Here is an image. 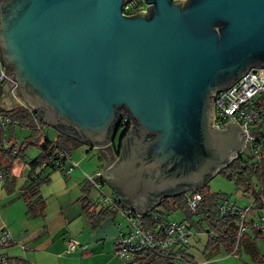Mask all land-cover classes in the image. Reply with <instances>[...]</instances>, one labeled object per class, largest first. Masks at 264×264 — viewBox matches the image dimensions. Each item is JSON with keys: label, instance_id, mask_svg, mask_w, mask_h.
Instances as JSON below:
<instances>
[{"label": "water", "instance_id": "95a60500", "mask_svg": "<svg viewBox=\"0 0 264 264\" xmlns=\"http://www.w3.org/2000/svg\"><path fill=\"white\" fill-rule=\"evenodd\" d=\"M142 1L126 15L127 0H0L6 92L100 147L103 176L139 215L239 154L238 125L213 128L212 94L264 69V0Z\"/></svg>", "mask_w": 264, "mask_h": 264}, {"label": "crops", "instance_id": "0c3cea01", "mask_svg": "<svg viewBox=\"0 0 264 264\" xmlns=\"http://www.w3.org/2000/svg\"><path fill=\"white\" fill-rule=\"evenodd\" d=\"M6 89L2 103L9 110L13 104L20 102L12 94L9 95ZM44 124L46 126L42 129L38 144L24 151L27 162L39 155V145L44 139L53 143L59 131H63ZM29 131V128L14 127L11 140L16 149L29 136ZM4 134L6 136V129ZM73 137L76 138L74 135ZM78 140L81 145L70 153L67 161L70 170L67 173L59 168L51 169L45 166L43 171L40 168L35 169L31 176L28 165L17 159L13 162L11 170L14 177L13 186L7 189L3 179L0 182V231H6L10 235V239L0 243V257L4 258L6 264H128L133 260L134 255L128 260H123L115 252V239L121 233H126L128 227L120 214L101 204L102 194L117 200L121 207L135 210L124 202L123 197L103 176L104 159L96 149L100 147H93ZM108 145L116 157L109 164L112 166L120 154L117 133L115 139ZM97 172L100 176L94 177ZM36 174L47 179L35 186L33 194L27 185ZM89 178L94 181H89ZM83 197L86 203L82 202ZM162 197L158 199V203ZM84 205L87 207L92 205L95 212L104 209L108 213H103L105 215H102L97 224L91 226ZM152 208L144 214L150 212ZM158 217L160 221L185 223L190 229L192 234L184 248L187 260L201 264H252L251 258L243 248L236 249L239 244L230 252L225 251L222 246L208 248L209 235H204V230L196 228L193 230L186 216L182 220L177 218L166 220L164 213L161 212ZM249 232L251 231L246 233ZM69 240H75L78 244L73 251L65 252V243ZM241 254L248 257L241 260Z\"/></svg>", "mask_w": 264, "mask_h": 264}, {"label": "trees", "instance_id": "16d2710c", "mask_svg": "<svg viewBox=\"0 0 264 264\" xmlns=\"http://www.w3.org/2000/svg\"><path fill=\"white\" fill-rule=\"evenodd\" d=\"M135 13L136 12L134 11L133 13L131 9L129 12H124L126 15ZM5 89L6 87L0 83V118L7 119L6 123L0 122V173L4 181V186L8 189L9 186H13L14 184V177L11 174V170L13 162L17 159L28 165L30 169L29 175L31 174V176L37 168H40L41 171L46 167H50L51 169L59 168L64 172L56 164V161H59L66 168L68 167V160H64L63 157L58 156L57 149L64 151L70 156V153L80 146L81 142L70 133L59 131L60 133L55 142L52 143L44 139L42 144L39 145V155L27 162L24 157V151L26 148L38 144L42 136V129L46 125L40 120L39 116L20 103L13 104L9 110L6 109L2 103ZM15 126L29 128L30 130L29 136L22 141L17 149L11 140ZM5 129L6 136L4 134ZM123 136L124 133L118 138V147L120 146V140ZM6 143L7 145H5ZM40 166L44 167L41 168ZM217 172L222 173L229 180H234L236 184L243 185L244 191L247 194L253 195L252 201H254L255 207L264 211V156L256 162H248L247 160H243L240 156L233 158L226 166L220 168ZM46 179V177L36 174L32 177V181L27 187L33 192L35 186ZM192 190L200 196V201L198 203L199 213L193 214L194 216L196 215L198 219L193 220L192 213L187 208V201L189 200V190H187L169 197L163 196L150 212L143 215L142 224L152 229L156 223H168L160 221L158 214H161V212L157 209L158 207L162 208L166 214L175 210H180L185 214L187 222L192 229L196 228L208 233V248H219L222 246L225 251L230 252L231 250H235L234 246L236 244H239L236 249L243 248L251 258L252 264H264V254L259 252L256 245V239L259 238L264 231L250 228L252 235L243 233L237 240L235 237V216L222 217L218 220L215 219L216 207L220 199L225 196L212 193L205 184ZM81 200L82 202L86 201L84 197L81 198ZM84 209L85 212H87L86 214L90 220L91 226L97 224L102 215H105L103 213H108L104 209L95 212L92 205L90 207L84 205ZM184 252L185 250L181 246L172 248L169 252L164 253L137 252L134 254L133 260L128 264H177V258L186 259ZM0 264H2L1 261Z\"/></svg>", "mask_w": 264, "mask_h": 264}, {"label": "built area", "instance_id": "2783aa9c", "mask_svg": "<svg viewBox=\"0 0 264 264\" xmlns=\"http://www.w3.org/2000/svg\"><path fill=\"white\" fill-rule=\"evenodd\" d=\"M131 4L136 5L137 3L133 0ZM9 80L11 79L3 74L0 62V83L8 88ZM12 89L9 93L14 96ZM211 105L213 128L216 127L218 130H222L225 124L232 121L243 132V147L239 154L233 158L240 156L248 162H256L264 156V69H250L229 88L214 92ZM0 122L6 123L7 119L0 118ZM119 124H122L124 136H126L130 120L121 114ZM57 155L63 157L64 160H69V155L60 149H57ZM56 164L65 173L70 170V166L65 168L59 161H56ZM99 176L100 173L97 172L94 177ZM88 180L94 181L92 178ZM0 182H2L1 173ZM188 195L187 205L189 210L193 214H198L199 194L191 189ZM101 204L106 206L107 209L120 214L127 223L128 231L121 233L115 239V252L123 260H128L137 252L164 253L179 246L185 248L192 234L190 229L182 222L156 223L152 229L146 227L142 224L143 214L139 215L136 211L121 207L117 200L115 201L106 194H102ZM231 216H235L236 219L235 237L237 240L247 229L264 231V211L257 209L254 201L248 207L240 208L228 200L227 197H222L216 207L215 219ZM8 239H10L9 233L3 230L0 231V243ZM77 244L75 240L67 241L65 252L73 251ZM0 261L5 264L4 258H0ZM177 264L201 263L177 258Z\"/></svg>", "mask_w": 264, "mask_h": 264}, {"label": "rangeland", "instance_id": "374dc122", "mask_svg": "<svg viewBox=\"0 0 264 264\" xmlns=\"http://www.w3.org/2000/svg\"><path fill=\"white\" fill-rule=\"evenodd\" d=\"M131 1L133 0H128L127 3L123 6V12H129L130 9L132 10L133 13L134 11L138 13V12H143L145 10V4L142 0H135V2L137 3L136 5H132ZM178 1L181 2L182 0H178ZM119 135L120 132L117 133V144H118ZM205 185L208 186L209 190L212 193L227 197L228 200H230L232 203H234L237 207L240 208L248 207L253 199V195L247 194L244 191L243 185L236 184L234 180L227 179L222 173L219 172L213 174L212 177H210L206 181ZM157 209L159 210V212L164 213V217L166 220L167 219L176 220V218L182 220L183 217H185V214L180 210L179 211L175 210L169 214H166L162 208L158 207ZM196 219H198L197 216H193V220ZM248 231L251 230L247 229L245 233ZM203 233L204 235H208V233H206L205 231H203ZM248 234H252V232H249ZM256 245L260 253L264 254V233L261 236H259V238L256 239ZM246 256H247L246 254H241V260H245L248 257Z\"/></svg>", "mask_w": 264, "mask_h": 264}, {"label": "flooded vegetation", "instance_id": "af4514ba", "mask_svg": "<svg viewBox=\"0 0 264 264\" xmlns=\"http://www.w3.org/2000/svg\"><path fill=\"white\" fill-rule=\"evenodd\" d=\"M122 131V133H124V129H123V126H122V124H119V127H118V129H117V133L118 132H121ZM125 136H123V138H124ZM123 138L121 139V140H123ZM120 149H121V144H120Z\"/></svg>", "mask_w": 264, "mask_h": 264}]
</instances>
